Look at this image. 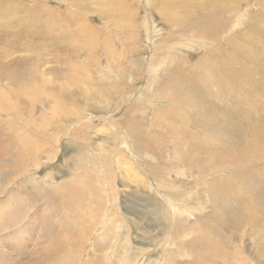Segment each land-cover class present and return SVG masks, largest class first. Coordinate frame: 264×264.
<instances>
[{
  "label": "rangeland",
  "instance_id": "374dc122",
  "mask_svg": "<svg viewBox=\"0 0 264 264\" xmlns=\"http://www.w3.org/2000/svg\"><path fill=\"white\" fill-rule=\"evenodd\" d=\"M15 1L0 17V264H264V156L221 165L264 142V0L180 26L158 0H121L115 33L68 0ZM166 1L179 19L196 3ZM81 113L87 129L44 143Z\"/></svg>",
  "mask_w": 264,
  "mask_h": 264
},
{
  "label": "bare ground",
  "instance_id": "6f19581e",
  "mask_svg": "<svg viewBox=\"0 0 264 264\" xmlns=\"http://www.w3.org/2000/svg\"><path fill=\"white\" fill-rule=\"evenodd\" d=\"M11 1V0H10ZM9 1V2H10ZM15 1V0H14ZM65 1V0H64ZM9 2H6L4 0H0V17H3V16H7V14L10 16L12 13H14L16 10H19L21 8V5H15L13 3V7L12 8H9V9H6L3 7L2 3H9ZM16 2V1H15ZM19 2V1H18ZM121 0H68L67 1V4L72 8V9H75L76 11H74V13L77 14V18L80 20V22L82 21L81 17H87L89 16L90 18H96L95 16H98V18H101L102 21L105 23L106 27H107V30L108 32H111V33H115L117 32V29L116 27L118 26H121V22L122 20H120L119 18L116 17V13L120 14L121 16L122 13L121 11H119L116 6H120L121 9L125 10L121 4H120ZM224 2V3H223ZM227 2H228V6H227ZM240 4L238 5L237 4V0H196V3H193V2H190V4H187L185 2V7H182L180 5V3H177L174 5L175 8H178V11L181 13V17L184 18V19H179L178 17H174L171 12H170V8L172 7V2H167L166 0H158V2L156 3V11L158 12V14L162 17V19L170 24H175V26H180V25H183V24H193V19H192V16L194 17L195 21H197L200 17V15L203 13V12H214L216 14H220L222 15L224 9L226 10V12L228 11H233V9H238V10H241L242 6H241V2L242 0H239ZM12 4V3H11ZM10 4V6H11ZM8 5V4H7ZM6 5V6H7ZM106 5H109L106 7ZM133 5V3L130 2L129 4V7H128V11L130 12V17L134 23V16L133 15H137V12H138V9L136 8L135 5ZM231 6V7H229ZM48 8V7H47ZM192 10V11H191ZM20 11V10H19ZM36 12V10H34ZM37 11H47L46 8H39ZM187 11V15L185 14V12ZM191 11V12H190ZM48 12V11H47ZM69 12H72V11H69ZM68 12V13H69ZM60 13V11H59ZM139 13V12H138ZM192 16H191V14ZM38 14V13H37ZM51 14V13H50ZM72 14V13H71ZM133 14V15H132ZM44 15V14H43ZM52 15V14H51ZM54 15V14H53ZM69 15V14H68ZM246 15V14H245ZM258 15H261V14H258ZM18 16V15H16ZM36 16V15H35ZM70 16V15H69ZM73 16H76V15H73ZM43 17V16H41ZM53 17V16H52ZM244 17V15L242 16ZM260 17V16H259ZM259 17H257L256 19H259ZM264 17V16H263ZM40 18V17H39ZM50 18V17H49ZM57 18V16H56ZM10 19V17H9ZM19 19V18H18ZM54 19V18H53ZM58 19V18H57ZM71 19V18H70ZM74 19V18H73ZM17 20V18H16ZM20 20V19H19ZM37 20V19H36ZM47 20V19H46ZM69 20V19H68ZM77 20V19H76ZM94 20V19H93ZM8 21L7 20H1L0 21V24H4ZM21 21V20H20ZM30 21V20H29ZM255 21V20H254ZM46 22V21H45ZM84 22V21H82ZM21 23V22H20ZM29 23V22H28ZM85 24H88L86 22H84ZM83 23V24H84ZM264 23V22H262ZM23 24V23H22ZM84 24V25H85ZM146 26H147V29L150 31V33L152 34H156L158 32L157 28H152V23H150L148 20H146ZM66 25V24H65ZM64 25V26H65ZM251 25L254 26L256 25L254 22H251ZM86 26V25H85ZM249 26V25H248ZM252 26L250 28H252ZM67 27V26H66ZM78 27H81V26H78ZM82 28V27H81ZM84 28V27H83ZM82 28V29H83ZM91 28V27H90ZM258 28H262L261 26L257 27ZM65 29V28H63ZM68 30V28H66ZM88 29V27H87ZM249 29V28H248ZM90 29L86 30V31H89ZM254 29H252L253 31ZM256 30V29H255ZM260 30V29H259ZM263 30V29H262ZM57 31V30H56ZM59 34L61 33V30H59ZM92 31V30H91ZM130 31V30H129ZM63 32V31H62ZM66 32V31H65ZM257 32V30H256ZM27 33V32H26ZM31 33V32H28V34ZM57 33V32H55ZM64 33V32H63ZM88 33H91L90 31ZM121 35L123 36V38H126L127 36H129L127 30H125L124 28H122V31L120 32ZM260 33H261V30H260ZM263 33H264V30H263ZM33 34V33H32ZM68 34V33H67ZM74 34V33H73ZM92 35H94L93 33H91ZM247 34V30L244 34H241V44H246V35ZM257 34V33H256ZM262 34V33H261ZM35 35V34H34ZM61 35V34H60ZM81 35V33H80ZM84 34H82L83 36ZM258 35V34H257ZM27 36V35H26ZM54 36V35H53ZM50 37L51 40H53L54 37ZM88 36V35H87ZM15 37V36H14ZM22 37V36H21ZM49 37V35H48ZM75 37V36H74ZM8 38V37H7ZM201 40L204 39L203 36L200 37ZM250 40L254 39V32L252 34H250L249 36ZM17 39V38H16ZM59 39H62V38H59ZM84 39V37H83ZM34 40V39H32ZM55 40V39H54ZM123 40V39H122ZM129 39L126 38V42H128ZM204 41V40H203ZM123 42H125V40H123ZM15 44H17L16 42H14ZM156 43V42H154ZM206 43V42H205ZM161 44V43H159ZM264 45V44H263ZM152 46V45H151ZM242 48V49H241ZM245 48V49H244ZM233 50L237 49L238 51H242V52H245V53H249V54H252V50L250 49H246V45H238V44H235L233 47H232ZM240 52H237V53H233V54H229V56H235L234 59H230L228 60L229 62H226V65L224 67V69L222 70L223 73H225V71H227L228 68L230 67H233V66H236L237 64L235 62H233L234 60H237L239 57H238V54ZM226 56V55H225ZM242 56V55H241ZM262 56L264 57V49H263V52H262ZM257 57L254 55V58ZM259 63H260V67H259V70L256 72H260V74H264V59H259ZM234 64V65H233ZM238 64H241L238 62ZM120 70V69H119ZM250 72V71H249ZM253 72V71H252ZM255 72V70H254ZM253 72V73H254ZM251 73L250 75L246 74L248 77L249 76H253L255 75V73L253 74ZM214 79V82H219V78L217 77H213ZM79 108V106H78ZM75 109V108H74ZM76 113V112H74ZM82 118H85V117H82V113L81 114H78L76 116V118L73 120H70V121H73V129H66L65 127L67 126V123L68 122H64V121H59L58 122V125L61 126L59 127L57 130L55 131H52L51 132V135L48 136L44 143L45 142H51V139L53 141V143L56 142H60L61 139L65 136V138L67 136H71L73 134V132H77L79 129L81 128H86L85 126H82L85 122L84 120H82ZM88 119V118H87ZM161 119V118H160ZM88 123V122H87ZM48 123H42V125L46 126ZM91 124V123H90ZM160 124V123H159ZM90 126V125H88ZM30 128V127H29ZM82 133V132H81ZM17 137V135H16ZM19 138V137H18ZM29 138L28 141L26 144L27 146H31L30 143H32V140L30 137H27ZM41 140V139H40ZM23 141V140H21ZM251 141H254V140H249L248 143H244L245 144V147H244V150H243V147L242 149L239 148V146H237L236 144L230 148V149H224V157L222 159V162H221V165H225L226 162H233L234 160H239V157L241 156L240 153L243 154L242 157H244L243 159H240L237 163H240V162H243V161H256V160H260L263 158L264 156V142H257V143H254V142H251ZM10 142V141H9ZM15 142V141H14ZM49 142V143H50ZM43 143V144H44ZM51 144V143H50ZM243 144V145H244ZM52 145V144H51ZM16 146V144L14 145ZM17 146H19V149H23L24 146H23V143L21 142L20 144H17ZM42 146V145H41ZM46 146V145H45ZM53 146V145H52ZM256 146H259V147H256ZM55 147V146H54ZM53 147V148H54ZM4 147L2 146V143H0V150H2ZM32 148L35 149V148H39V144L35 147V144L33 142L32 144ZM47 148V147H46ZM56 148V147H55ZM258 148H261V149H258ZM27 149V147L25 146V149L24 151ZM40 149V148H39ZM38 149V150H39ZM42 149V148H41ZM31 150V149H30ZM48 150V149H47ZM18 151V150H17ZM20 151V150H19ZM32 151V150H31ZM41 151V150H40ZM55 151V150H54ZM28 152V151H27ZM184 152V151H183ZM21 153H24L25 155L22 156L20 155L17 162H20L22 163L23 161L27 162L29 160V155L25 152H21ZM37 153V152H36ZM34 154V152H33ZM41 154V153H40ZM38 156V155H37ZM36 156V157H37ZM43 156V155H42ZM49 156V155H48ZM45 157V156H44ZM38 159V158H37ZM183 159V158H182ZM12 160V159H11ZM33 160V159H32ZM45 161V160H44ZM225 162V163H224ZM8 163H10L8 161ZM12 164V163H11ZM34 165V164H33ZM229 165V164H228ZM31 166L30 167L28 166L27 170L31 169ZM35 166V165H34ZM33 166V167H34ZM22 167V166H21ZM38 168V167H37ZM22 170V169H21ZM34 170V169H33ZM24 171V170H23ZM26 172V171H24ZM28 172V171H27ZM11 173V172H10ZM9 174V173H8ZM184 173H182L183 175ZM10 175V174H9ZM1 178V177H0ZM106 181V180H105ZM252 194V192H251ZM171 200V199H170ZM252 200V199H251ZM174 207L177 208V211L181 212L183 211V208L177 204H174L172 203ZM244 206V205H243ZM255 209H257V206H255ZM251 214V213H250ZM241 215H245V214H241ZM248 215V213H247ZM216 216V215H215ZM30 218V217H29ZM35 218V217H34ZM247 220H249L248 218H246ZM245 219V220H246ZM253 220V219H252ZM242 221V220H241ZM255 221V220H254ZM247 222V221H246ZM250 222V221H249ZM35 223V222H34ZM28 231V230H26ZM29 232V231H28ZM27 233V232H26ZM23 236L25 235L24 232L22 233ZM18 235V233H17ZM17 235L15 236H6V239L8 240L9 238H12L15 242V244H19V247H22L23 244H20L18 243L17 241ZM31 235V234H30ZM258 239V238H257ZM28 240V239H27ZM22 241H24V237L22 238ZM255 243V242H254ZM39 249V248H38Z\"/></svg>",
  "mask_w": 264,
  "mask_h": 264
}]
</instances>
